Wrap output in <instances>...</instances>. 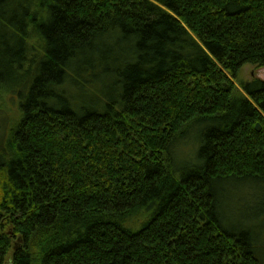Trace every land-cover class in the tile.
<instances>
[{"label": "trees", "instance_id": "obj_1", "mask_svg": "<svg viewBox=\"0 0 264 264\" xmlns=\"http://www.w3.org/2000/svg\"><path fill=\"white\" fill-rule=\"evenodd\" d=\"M246 63L264 0H0V264H264L220 215L264 183Z\"/></svg>", "mask_w": 264, "mask_h": 264}, {"label": "rangeland", "instance_id": "obj_2", "mask_svg": "<svg viewBox=\"0 0 264 264\" xmlns=\"http://www.w3.org/2000/svg\"><path fill=\"white\" fill-rule=\"evenodd\" d=\"M256 76L264 78V66L246 63L240 68L238 78H234V81L240 87V80H250ZM24 78L25 76L19 71V79L15 81L17 90L22 87L20 79ZM15 103L14 97L10 96L9 92L0 90V108L5 111L6 116H15ZM177 146L182 152L192 149L190 141H183V144L179 143ZM175 156L174 159L179 167L195 162L194 157H183L179 152H176ZM222 192L225 198L221 202L220 215L225 225L230 229L242 227L251 229L264 254V183L244 178L240 184L226 185V190Z\"/></svg>", "mask_w": 264, "mask_h": 264}, {"label": "water", "instance_id": "obj_3", "mask_svg": "<svg viewBox=\"0 0 264 264\" xmlns=\"http://www.w3.org/2000/svg\"><path fill=\"white\" fill-rule=\"evenodd\" d=\"M261 128V126H260V124L258 123V129H260Z\"/></svg>", "mask_w": 264, "mask_h": 264}]
</instances>
